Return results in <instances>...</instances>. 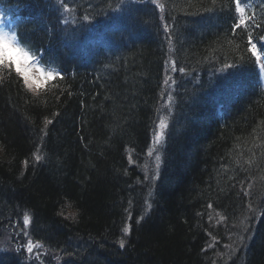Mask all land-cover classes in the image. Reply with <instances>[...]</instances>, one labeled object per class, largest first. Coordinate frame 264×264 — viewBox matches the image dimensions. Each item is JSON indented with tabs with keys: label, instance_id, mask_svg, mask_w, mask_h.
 <instances>
[{
	"label": "trees",
	"instance_id": "1",
	"mask_svg": "<svg viewBox=\"0 0 264 264\" xmlns=\"http://www.w3.org/2000/svg\"><path fill=\"white\" fill-rule=\"evenodd\" d=\"M123 1L2 0L65 72L0 69V264H264V0Z\"/></svg>",
	"mask_w": 264,
	"mask_h": 264
},
{
	"label": "clouds",
	"instance_id": "2",
	"mask_svg": "<svg viewBox=\"0 0 264 264\" xmlns=\"http://www.w3.org/2000/svg\"><path fill=\"white\" fill-rule=\"evenodd\" d=\"M34 57L33 51L14 39L12 33H0V69H14L29 84L44 83L51 78V72Z\"/></svg>",
	"mask_w": 264,
	"mask_h": 264
},
{
	"label": "snow or ice",
	"instance_id": "3",
	"mask_svg": "<svg viewBox=\"0 0 264 264\" xmlns=\"http://www.w3.org/2000/svg\"><path fill=\"white\" fill-rule=\"evenodd\" d=\"M236 4H237V8H236V10H237L239 13L243 14L244 11H245V9H243V8H241V7L239 6V4H240V0H236ZM244 23H245L244 19L241 18L239 21H237V22L234 24V28L238 29V28H240ZM165 28H167V25H165ZM0 33H5V32H4V31H0ZM13 38H14V39H17V36H16L15 34H13ZM249 44L251 45V51H252L253 53H256L257 45H256L255 43L252 42L251 37L249 38ZM262 47H264V45H262ZM35 58H36V57H34V59H35ZM256 61H257L258 65H259V68L261 69V71L264 72V62H261L259 56L256 57ZM174 63H175V62H174ZM232 66H234V65H226V69H228V68H230V67H232ZM178 70L181 71V72H183V69H182V68H181V69H178ZM50 72H51V78H50V79H55L56 76L58 75V73H57L55 70H50ZM50 79H48L47 81H49ZM47 81H45L44 83H35V84L33 85V84H29L26 80L23 79L24 86H25L27 89L31 90L32 92H37V90H38L39 88L43 87V85H44ZM49 123H50V122H49ZM160 128H164V124H163V122L160 123ZM35 158H36V160H40V159H41V157H40L39 155H37ZM156 160L159 161V160H160V157L157 156V157H156ZM149 207H151V205H149ZM249 208H251V205H249ZM60 215H62V216L65 215V213L63 212V210H61ZM77 215H78L77 212H71V213H68L69 218H71L72 220H75V219L77 218ZM124 231L127 233V232L129 231V228H125ZM123 246H124V242L121 241V247H123ZM28 251L31 252V251H32V248L29 247V248H28Z\"/></svg>",
	"mask_w": 264,
	"mask_h": 264
},
{
	"label": "bare ground",
	"instance_id": "4",
	"mask_svg": "<svg viewBox=\"0 0 264 264\" xmlns=\"http://www.w3.org/2000/svg\"><path fill=\"white\" fill-rule=\"evenodd\" d=\"M211 93V92H209ZM197 103V104H196ZM194 102V106L195 108H193L191 111H189L187 113V116H190L191 118V121L193 120L196 124L197 127L200 126L199 122L197 121L200 117H204V115H209V114H205V112H207L206 108L201 104V102L197 101V102ZM203 110V111H202ZM211 119V117H210ZM174 131H173V135H172V150H173V153H174V156H176V158L178 159H183L184 157H188V150L187 148L185 147V144L183 142V138L180 134V130L178 129V127L174 126Z\"/></svg>",
	"mask_w": 264,
	"mask_h": 264
},
{
	"label": "rangeland",
	"instance_id": "5",
	"mask_svg": "<svg viewBox=\"0 0 264 264\" xmlns=\"http://www.w3.org/2000/svg\"><path fill=\"white\" fill-rule=\"evenodd\" d=\"M0 31H4V32H8V33H10L2 24L0 25ZM260 58V57H259ZM260 60H261V58H260ZM261 62H264V61H262L261 60ZM264 73V72H263Z\"/></svg>",
	"mask_w": 264,
	"mask_h": 264
}]
</instances>
